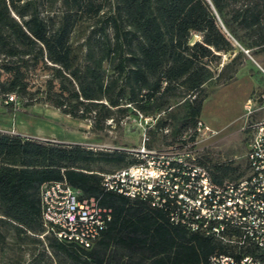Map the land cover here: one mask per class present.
<instances>
[{
	"label": "trees",
	"instance_id": "16d2710c",
	"mask_svg": "<svg viewBox=\"0 0 264 264\" xmlns=\"http://www.w3.org/2000/svg\"><path fill=\"white\" fill-rule=\"evenodd\" d=\"M242 48L264 50V0H0L5 106L12 109L11 94L29 93V75L42 71L39 98L88 119L92 131L131 113L154 117L161 137L150 128L148 148L160 150L153 143L168 136L166 148L182 147L208 95L205 83L229 66L234 72ZM236 49L217 71L221 54ZM195 160L218 183L243 174L239 165L208 164L205 154ZM138 161L123 147L0 131V264H208L222 250L216 240L171 223L163 209L105 189L102 172ZM62 179L112 210L89 248L40 236L41 185Z\"/></svg>",
	"mask_w": 264,
	"mask_h": 264
},
{
	"label": "built area",
	"instance_id": "2783aa9c",
	"mask_svg": "<svg viewBox=\"0 0 264 264\" xmlns=\"http://www.w3.org/2000/svg\"><path fill=\"white\" fill-rule=\"evenodd\" d=\"M246 128L245 172L235 180L218 183L188 152L167 153L142 143L133 151L139 161L102 172V184L163 209L175 225L216 240L222 250L212 253L208 264H264V117L250 119ZM196 129H201L200 121ZM81 194L64 179L41 185V237L51 233L92 246L111 221L112 210Z\"/></svg>",
	"mask_w": 264,
	"mask_h": 264
},
{
	"label": "rangeland",
	"instance_id": "374dc122",
	"mask_svg": "<svg viewBox=\"0 0 264 264\" xmlns=\"http://www.w3.org/2000/svg\"><path fill=\"white\" fill-rule=\"evenodd\" d=\"M193 38L197 39L199 35L194 33ZM236 52L237 49L233 53H222L217 71ZM237 61L239 65L234 72L229 66L219 77L205 83L208 95L202 103L198 119L201 122L200 130L195 127L182 134L181 138L185 141L180 148H166L164 143L171 140L170 136L153 144L160 146L162 152L173 151L184 155L188 152L195 159L205 154L208 164L239 165L237 172L244 173L245 152L250 137V131L246 128L247 121L264 117V79L260 78L264 75V50L253 53L242 48ZM229 74H232L231 78H227ZM28 79L31 89L29 93L23 96L10 95L13 99L12 109L5 106V96L0 93V130L41 140L80 143L94 149L123 147L131 151L140 147L148 137L151 139L153 134L148 133L150 128L155 131L154 135L161 137L159 131L153 130L154 117L132 113L119 125L112 124L106 130L92 131L88 119L62 113L51 103L39 98L45 79L42 71L31 73ZM248 104L250 108L246 106ZM249 109L254 111L248 113ZM100 165L103 170L113 168L105 163ZM24 257L28 258V251L24 252Z\"/></svg>",
	"mask_w": 264,
	"mask_h": 264
}]
</instances>
